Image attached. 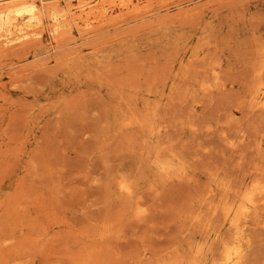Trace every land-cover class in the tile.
<instances>
[{
  "label": "rangeland",
  "instance_id": "rangeland-1",
  "mask_svg": "<svg viewBox=\"0 0 264 264\" xmlns=\"http://www.w3.org/2000/svg\"><path fill=\"white\" fill-rule=\"evenodd\" d=\"M7 4L0 264H264V0Z\"/></svg>",
  "mask_w": 264,
  "mask_h": 264
},
{
  "label": "bare ground",
  "instance_id": "bare-ground-1",
  "mask_svg": "<svg viewBox=\"0 0 264 264\" xmlns=\"http://www.w3.org/2000/svg\"><path fill=\"white\" fill-rule=\"evenodd\" d=\"M28 6H30L31 9L34 8L33 5H28ZM9 7H10V4L0 5V19L3 20L4 23L7 24V27H8L7 29H5L4 26H0V29H1V31H0V39L2 37L8 36L7 33H10V34L13 33L11 27L15 26L14 24L11 23V21L9 20V16L7 15V10H8ZM91 10H92V8H91ZM86 21L88 22L89 19H86ZM29 27H31V24H25L24 28L19 27V28H17V30L18 31H23V29L29 28Z\"/></svg>",
  "mask_w": 264,
  "mask_h": 264
}]
</instances>
